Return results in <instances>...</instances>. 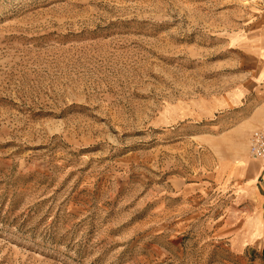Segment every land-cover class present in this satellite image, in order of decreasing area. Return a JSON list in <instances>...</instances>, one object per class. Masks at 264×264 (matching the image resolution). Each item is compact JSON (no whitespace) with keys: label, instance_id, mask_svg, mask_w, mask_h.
I'll return each instance as SVG.
<instances>
[{"label":"rangeland","instance_id":"rangeland-1","mask_svg":"<svg viewBox=\"0 0 264 264\" xmlns=\"http://www.w3.org/2000/svg\"><path fill=\"white\" fill-rule=\"evenodd\" d=\"M262 16L264 0H0V264H264L243 232L257 127L225 101L233 38Z\"/></svg>","mask_w":264,"mask_h":264},{"label":"crops","instance_id":"crops-1","mask_svg":"<svg viewBox=\"0 0 264 264\" xmlns=\"http://www.w3.org/2000/svg\"><path fill=\"white\" fill-rule=\"evenodd\" d=\"M232 46L241 54L245 65L243 76L231 86L225 96L226 107L239 109L251 126H264V16L250 31L233 38ZM237 169L247 162L246 160ZM261 162V161H260ZM249 187V218L245 220L243 232L247 237L264 238V163ZM250 222L251 224H249ZM264 246V242H263Z\"/></svg>","mask_w":264,"mask_h":264},{"label":"built area","instance_id":"built-area-1","mask_svg":"<svg viewBox=\"0 0 264 264\" xmlns=\"http://www.w3.org/2000/svg\"><path fill=\"white\" fill-rule=\"evenodd\" d=\"M249 151L253 158L264 163V126L253 131L249 140Z\"/></svg>","mask_w":264,"mask_h":264},{"label":"bare ground","instance_id":"bare-ground-1","mask_svg":"<svg viewBox=\"0 0 264 264\" xmlns=\"http://www.w3.org/2000/svg\"><path fill=\"white\" fill-rule=\"evenodd\" d=\"M251 224V223H250Z\"/></svg>","mask_w":264,"mask_h":264}]
</instances>
